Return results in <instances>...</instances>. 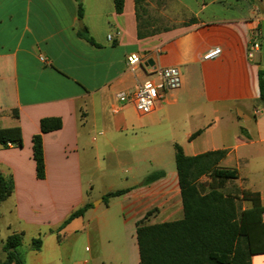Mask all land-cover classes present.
Returning a JSON list of instances; mask_svg holds the SVG:
<instances>
[{
    "label": "crops",
    "instance_id": "0c3cea01",
    "mask_svg": "<svg viewBox=\"0 0 264 264\" xmlns=\"http://www.w3.org/2000/svg\"><path fill=\"white\" fill-rule=\"evenodd\" d=\"M259 1L264 0H155L175 5L182 20L158 29L148 10L143 20L150 34L139 38L134 0H124L120 14L114 0H81L82 20L75 0H0V128L18 126L22 135V147H0V174L14 184L0 204V260L7 237L22 233L25 264H139L137 224L183 218L176 169L165 167L174 145L187 156L226 150L220 165L236 169L238 178L227 182L224 192L257 193L264 207V102L258 79L264 63L260 52L248 58L264 20ZM79 22L99 47L77 36ZM214 48L220 55L204 60ZM132 53L146 55L135 73L126 66ZM164 67H178L181 86L152 113L140 115L132 104L116 102L118 93L156 80L155 70ZM48 117L60 118L62 128L42 136L45 178L39 180L32 137ZM129 130L139 133L128 135ZM95 131L101 139L92 136ZM119 136L133 138L126 154L133 174L121 189L126 192L110 197L114 201L100 215L104 197L118 190L105 173V187L96 194L101 200L93 206V169L100 160L112 168L121 162ZM138 164L147 167L145 176L137 174ZM154 172L163 176L144 183ZM87 204L92 206L83 216L57 233ZM36 238L42 240L38 251L31 249ZM251 262L264 264V254Z\"/></svg>",
    "mask_w": 264,
    "mask_h": 264
},
{
    "label": "trees",
    "instance_id": "16d2710c",
    "mask_svg": "<svg viewBox=\"0 0 264 264\" xmlns=\"http://www.w3.org/2000/svg\"><path fill=\"white\" fill-rule=\"evenodd\" d=\"M77 4L78 20L83 18L81 0ZM253 3L254 0H247ZM138 22V37L150 34L145 30L148 13L147 0H134ZM115 11L120 14L124 0H114ZM190 21H194L191 19ZM144 24H142V23ZM261 28V26L259 27ZM167 29V28H166ZM77 36L89 45H99L88 34L85 27L77 30ZM115 45V43H114ZM262 61V59H261ZM260 102H264V70L259 71ZM40 132L32 137V157L35 162L36 177L45 178V163L42 136L62 128L58 117L42 118ZM195 136V135H193ZM22 147V135L18 126L0 128V147ZM226 150L210 151L196 156L185 155L179 145H174V162L180 188L183 218L177 221L137 224L136 242L139 252V264H252L254 255L264 254V207L257 193L242 191V196L224 192L227 182L236 180V169L220 165L226 157ZM163 176V172L149 174L144 183H151ZM207 177L208 184L200 183ZM11 176L0 174V204L13 192ZM126 190L108 193L105 197H116ZM104 197V198H105ZM242 201L250 207L242 209ZM92 205L87 204L72 212L60 225L59 233L69 222L84 215ZM58 239L60 235L57 234ZM23 235L14 233L4 242V260L0 264H25L21 254ZM42 240L31 242V249L40 250Z\"/></svg>",
    "mask_w": 264,
    "mask_h": 264
},
{
    "label": "rangeland",
    "instance_id": "374dc122",
    "mask_svg": "<svg viewBox=\"0 0 264 264\" xmlns=\"http://www.w3.org/2000/svg\"><path fill=\"white\" fill-rule=\"evenodd\" d=\"M155 1V0H153ZM152 1V5L150 7H148L147 9L150 10V15L149 17L153 19L154 25L156 28H167V27H173L175 25H177L178 23H180V21L182 20V14L180 12V10L173 5L172 3H166L165 2L163 4L160 5H155V2ZM166 1V0H165ZM258 6H261L264 8V1L262 3L259 2H255ZM260 56V55H257ZM130 103V102H129ZM131 104V103H130ZM263 108V106H262ZM99 131H95L92 133V136L96 138V140L101 139L102 136H100L98 133ZM135 133H139V131L137 130H129L127 132L128 135H133ZM119 143L121 141L122 145H120L119 148H117L118 153L122 156V160L121 162L116 166V167H108L107 164H105L104 161L100 160L99 163H96L94 165V194L93 197H91V200H96L94 202H92V205L95 206V203L98 202L100 199V197H96V194L98 192H100L101 190L104 189L105 187V179L103 178V175L105 173L111 174L112 179L110 180V182L113 183L114 185V190H121L124 189L130 182H131V177L133 174V167L131 166V164L126 160V154L127 151L129 150V146H131L132 143V139L131 136H129L128 138H124L123 136H119L118 138ZM172 153V152H171ZM168 164H171V167L174 169L175 168V162H174V154H171L169 156V158L167 157V161L165 162V167L168 168ZM110 166V165H109ZM108 167V168H107ZM137 174H146L144 172H146L145 170H147V167L145 165H140L138 164L137 167ZM149 170H151V166L149 165ZM145 176V175H144ZM85 178H84V182H85ZM88 180V179H87ZM128 180V181H127ZM114 201L112 198H108L105 197L103 199V201L99 204L98 206V210H97V214H104L105 213V209H106V205L108 202ZM117 205V204H116ZM242 207V206H241ZM115 210L116 213H118V208H116ZM152 220H155V222H159V220L154 217ZM122 231V229H120L117 226V231ZM130 236L133 237V239H135V232L132 231L130 232Z\"/></svg>",
    "mask_w": 264,
    "mask_h": 264
},
{
    "label": "built area",
    "instance_id": "2783aa9c",
    "mask_svg": "<svg viewBox=\"0 0 264 264\" xmlns=\"http://www.w3.org/2000/svg\"><path fill=\"white\" fill-rule=\"evenodd\" d=\"M107 39L112 41L113 37L108 35ZM262 29L258 28L252 36L249 46L248 58L253 59L254 54L261 53ZM221 50L214 48L204 54V60H214L220 55ZM146 55L132 53L126 56L127 70L135 73L142 67ZM156 80H146L140 83L132 93L120 92L116 95V102L119 105L131 103L135 111L140 115L152 113L157 104L166 99V96L181 86L182 76L178 67H164L155 70ZM118 108H113L116 113ZM264 219V213L262 214Z\"/></svg>",
    "mask_w": 264,
    "mask_h": 264
},
{
    "label": "water",
    "instance_id": "95a60500",
    "mask_svg": "<svg viewBox=\"0 0 264 264\" xmlns=\"http://www.w3.org/2000/svg\"><path fill=\"white\" fill-rule=\"evenodd\" d=\"M79 27H82V23L79 22ZM261 29H262V43H261V55L264 63V20L261 21Z\"/></svg>",
    "mask_w": 264,
    "mask_h": 264
}]
</instances>
